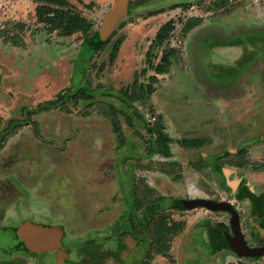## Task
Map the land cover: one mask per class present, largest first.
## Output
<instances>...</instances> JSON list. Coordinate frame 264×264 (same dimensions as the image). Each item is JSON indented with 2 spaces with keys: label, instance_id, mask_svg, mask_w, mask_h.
Instances as JSON below:
<instances>
[{
  "label": "rangeland",
  "instance_id": "rangeland-1",
  "mask_svg": "<svg viewBox=\"0 0 264 264\" xmlns=\"http://www.w3.org/2000/svg\"><path fill=\"white\" fill-rule=\"evenodd\" d=\"M60 1L0 0V137L26 122L0 141V264L23 259L16 232L32 221L58 227L62 244L24 264H264L225 250L216 234L224 211L168 210L137 231L145 205L161 193L179 198L183 182L189 200L234 205L251 244L263 237L264 0H129L130 13L94 53L83 46L114 0ZM38 6L74 12L83 24L63 36L39 22ZM166 23L174 30L156 48ZM163 55L170 67L157 74ZM79 86L95 99L39 110ZM147 126L163 137L150 156ZM142 160L160 179L158 192L136 179ZM193 218L216 232L204 226L199 236Z\"/></svg>",
  "mask_w": 264,
  "mask_h": 264
},
{
  "label": "trees",
  "instance_id": "trees-1",
  "mask_svg": "<svg viewBox=\"0 0 264 264\" xmlns=\"http://www.w3.org/2000/svg\"><path fill=\"white\" fill-rule=\"evenodd\" d=\"M40 1L44 3H49L50 5L58 6V7H61L64 5V2H61L60 0H40ZM129 6H130V1L128 2V11H127L128 14L130 13ZM36 16L39 22L48 23L50 25L51 31L61 30V33L63 36H71L75 34L76 32L80 30V27L83 24V19L78 14L74 12H69L68 10H59V9L56 10L53 7L49 8L47 6H38L37 11H36ZM173 30L174 28L172 26V23H166L162 25V27L159 29V31L157 32L154 38V47L161 48L164 45V43L168 40L169 34ZM111 34L107 38H102L97 30L95 33H93L91 38L87 40L82 50L85 49V50H88L94 53L96 50L101 48L106 43V41L110 38ZM120 45H121V41H118L113 46L111 50V54H110V59L112 61L116 58ZM91 55L85 54L82 51L81 54L79 53L78 57L79 59L80 58L83 59L85 62L89 60ZM169 67H170V58L168 55H165V56L163 55L161 57L159 64L156 65L155 72L157 74H166L168 72ZM156 80L157 79L154 76H152L151 82L146 86V90H145L146 94L151 95L154 92L153 83ZM97 93L98 92H95L94 90H90L86 86H82V87L79 86L76 90V93L72 95L71 94L60 95L54 101L45 102L42 105H40L38 108L39 110H53V109L60 108L62 105L65 104L67 98L68 99L83 98L85 100L93 101ZM101 94H107L109 96H112L114 95V92L112 91L102 92ZM138 116L142 118V116L139 113H138ZM23 125H26V122H23V123L15 122V123L10 124L9 128H7L2 133V136L0 137V141H4L6 137L14 133L17 127L23 126ZM113 125H114V129L117 131V133H119L120 128L117 125L116 121L113 122ZM146 132L149 136L150 145L152 147V150L149 152V156H150L154 154L153 148L155 146L156 139H159L160 135L162 136V134L160 131L153 129L150 126L146 127ZM154 136H155V139H154ZM160 139L163 140V137H161ZM167 141L169 142V140ZM193 142L194 141H191L190 143H193ZM163 201H164V198H158V199L153 200L147 206L144 207L143 214L140 217L141 221L139 223V229L137 230L138 233L144 232V230H146L150 226L153 220L157 221L158 218L155 219L156 217H158L159 215H161L162 213L168 210H173L174 212H180V213L192 210L186 205V202L190 201L189 199L169 198L167 204L163 203ZM130 219H133V218L131 217ZM210 229H212V231L213 230L216 231L214 227ZM216 234L219 235L217 232ZM19 244H21V242H19Z\"/></svg>",
  "mask_w": 264,
  "mask_h": 264
},
{
  "label": "water",
  "instance_id": "water-1",
  "mask_svg": "<svg viewBox=\"0 0 264 264\" xmlns=\"http://www.w3.org/2000/svg\"><path fill=\"white\" fill-rule=\"evenodd\" d=\"M129 0H114L113 7L107 12L101 28L98 30L102 38H107L115 28L116 23L125 17L128 11ZM190 209L203 208L213 211H224L231 213V227L233 239L223 233L225 242L230 249L240 257L259 258L264 256V246L260 248H250L246 245L240 232V225L237 212L232 209L228 202H217L210 199L198 198L186 202ZM17 236L22 240L24 246L33 252H43L58 250L61 248V232L58 227L42 228L24 223L17 230ZM29 233L30 235H27ZM59 256V254H58Z\"/></svg>",
  "mask_w": 264,
  "mask_h": 264
},
{
  "label": "flooded vegetation",
  "instance_id": "flooded-vegetation-1",
  "mask_svg": "<svg viewBox=\"0 0 264 264\" xmlns=\"http://www.w3.org/2000/svg\"><path fill=\"white\" fill-rule=\"evenodd\" d=\"M221 202V201H219ZM224 202H227V201H224ZM229 204H231L230 202H228ZM263 203H264V199H263ZM232 209L235 210L237 212V215H238V219H239V225H240V232L244 238V241L246 243V245L250 248H260V247H263L264 246V205H263V210H262V213L257 212V215L256 217H260V219L258 220V228L261 232V235L263 236L261 239H257V244H251L250 241L247 239V237L245 236L244 234V231L242 229V225H241V216L239 215L238 211L236 210V207L234 205H232ZM221 212V211H219ZM222 213H226L228 218L226 219V221H217L216 224H217V227H219V229L217 230V233L219 234L220 236V239L224 240V237H223V233H225V235L228 237V239H233V231H232V227H231V213L230 212H222ZM31 224L33 226H39V227H42V228H48V227H45L46 225L44 224H37L35 223V221H32ZM210 223L206 224L204 226H208L209 227ZM212 225V224H211ZM216 232V231H215ZM27 235H30L29 233H27ZM19 242H21V244H19ZM221 242V241H220ZM224 242V243H223ZM221 242L224 244V247H225V250H228V251H232L229 247V245L225 242V240ZM16 251L15 253L16 254H19L20 256H22V258L24 260L30 258L34 253L30 252L26 247H24V244L22 242V240L18 237V243L15 247ZM51 252H54V251H51ZM55 253V252H54ZM37 255V254H35ZM235 256H238L237 254H235ZM240 257V256H239ZM244 259H246L247 261H252V262H256L258 261L259 259H262L264 258L263 257H259V258H253V257H243ZM23 259H19L18 262H16V264H24V260ZM8 264H15V262H9Z\"/></svg>",
  "mask_w": 264,
  "mask_h": 264
},
{
  "label": "crops",
  "instance_id": "crops-1",
  "mask_svg": "<svg viewBox=\"0 0 264 264\" xmlns=\"http://www.w3.org/2000/svg\"><path fill=\"white\" fill-rule=\"evenodd\" d=\"M134 159V158H133ZM149 160V159H148ZM145 160H142L140 163H145V167H144V169H135V177H137L136 179L138 180L139 179V177H144V178H146V180H145V182L147 183V185H148V187H149V189H151V190H154V191H159V188H158V183H159V181H160V179L155 175V173H154V171L152 170V169H147V167L148 166H150L151 164V162H148V161H146V162H144ZM147 163H149V164H147ZM128 166H130V164H127ZM128 166H125V168H129ZM131 168H132V166H131ZM134 168V167H133ZM141 170V171H140ZM128 174V172L126 173V175ZM157 177V178H155V176ZM143 179V178H142ZM144 180V179H143ZM182 182V181H181ZM133 184V183H132ZM189 184L190 183H188V184H185V185H183V182L181 183V184H178V186H177V189H178V191L180 192H178L180 195L178 196L179 198H183V197H185V195H186V190L188 189V187H189ZM179 185H180V187H179ZM185 187H187V189H185ZM194 188L196 189L197 187H196V185L194 186ZM161 189H163V191H166V192H169L171 189L170 188H168V186H161ZM198 192V191H197ZM161 198H164V200L165 199H169V198H166V197H170V196H167L166 194H164V193H161V196H160ZM199 197H201V196H197V198H199ZM171 198V197H170ZM203 198V197H202ZM185 199H187V197H185ZM164 202V201H163ZM165 203V202H164ZM148 205V204H147ZM147 205H145V206H147ZM181 213H185V212H181ZM190 221V223H191V225L192 226H189L190 227V230L191 231H199L198 232V234H199V236L202 234V227H204V225H205V223L207 224L208 222H207V220H198V218H193V220H189ZM213 226H209V228H212ZM198 229V230H197ZM61 244H62V242H61ZM25 247V246H24ZM30 251V250H29ZM51 251H56V250H50V251H43V252H33V251H30V252H32V253H34L33 255H35V254H37V255H39V254H44L45 252H51ZM56 253H57V251H56ZM172 254H173V252H172ZM178 264V263H177Z\"/></svg>",
  "mask_w": 264,
  "mask_h": 264
}]
</instances>
